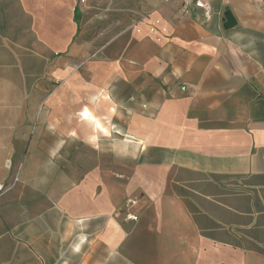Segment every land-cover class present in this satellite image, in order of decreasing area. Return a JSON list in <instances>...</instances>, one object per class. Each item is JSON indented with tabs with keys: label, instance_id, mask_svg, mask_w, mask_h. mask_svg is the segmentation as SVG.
Segmentation results:
<instances>
[{
	"label": "crops",
	"instance_id": "1",
	"mask_svg": "<svg viewBox=\"0 0 264 264\" xmlns=\"http://www.w3.org/2000/svg\"><path fill=\"white\" fill-rule=\"evenodd\" d=\"M207 1L0 0V264H264V0Z\"/></svg>",
	"mask_w": 264,
	"mask_h": 264
},
{
	"label": "built area",
	"instance_id": "2",
	"mask_svg": "<svg viewBox=\"0 0 264 264\" xmlns=\"http://www.w3.org/2000/svg\"><path fill=\"white\" fill-rule=\"evenodd\" d=\"M164 1H168V0H164ZM198 8L201 10L202 20L208 21L211 18L212 10L207 0H182V3L179 7V11L181 15L189 16L193 14L195 10ZM3 189H4V185L0 184V193L2 192ZM129 203L133 205L134 201L130 200ZM136 217L137 215L135 214L129 215V218L132 220H135Z\"/></svg>",
	"mask_w": 264,
	"mask_h": 264
},
{
	"label": "rangeland",
	"instance_id": "3",
	"mask_svg": "<svg viewBox=\"0 0 264 264\" xmlns=\"http://www.w3.org/2000/svg\"><path fill=\"white\" fill-rule=\"evenodd\" d=\"M125 1H118V2H113V5H116L118 8H121V7H123V6H125ZM102 4H103V6H102V11H104V12H108V11H110V5L112 4V2H110V1H105V2H102ZM107 8H109V10L107 9ZM112 14H116V12L115 11H112L111 12ZM119 14H120V16H121V14H122V12H118ZM119 16V17H120ZM104 19L103 20H105L106 22H108L109 21V19L108 18H105V17H103ZM114 18V17H113ZM106 22H104L103 23V25H99V27L101 28V27H103L104 26V24L106 23ZM85 112H87V113H89L90 115L88 116V118H85V116H84V113ZM82 117H83V119L85 120V121H87V122H89L90 124H91V126H92V128L93 129H97V128H99L100 130H102V131H104V132H106V129H102L101 127H100V123H99V120L96 118V116L93 114V112H91V111H89V110H85V111H83L82 112ZM128 201H130V200H128Z\"/></svg>",
	"mask_w": 264,
	"mask_h": 264
},
{
	"label": "water",
	"instance_id": "4",
	"mask_svg": "<svg viewBox=\"0 0 264 264\" xmlns=\"http://www.w3.org/2000/svg\"><path fill=\"white\" fill-rule=\"evenodd\" d=\"M222 22H223V27L225 29H228V28L235 25V19L232 16V14L230 13V11L227 9L223 13Z\"/></svg>",
	"mask_w": 264,
	"mask_h": 264
},
{
	"label": "snow or ice",
	"instance_id": "5",
	"mask_svg": "<svg viewBox=\"0 0 264 264\" xmlns=\"http://www.w3.org/2000/svg\"><path fill=\"white\" fill-rule=\"evenodd\" d=\"M89 115H90V114L87 113V112L84 113L85 118H88Z\"/></svg>",
	"mask_w": 264,
	"mask_h": 264
},
{
	"label": "clouds",
	"instance_id": "6",
	"mask_svg": "<svg viewBox=\"0 0 264 264\" xmlns=\"http://www.w3.org/2000/svg\"><path fill=\"white\" fill-rule=\"evenodd\" d=\"M52 155H53V156H55V155H56V153H55V152H53V153H52Z\"/></svg>",
	"mask_w": 264,
	"mask_h": 264
},
{
	"label": "bare ground",
	"instance_id": "7",
	"mask_svg": "<svg viewBox=\"0 0 264 264\" xmlns=\"http://www.w3.org/2000/svg\"><path fill=\"white\" fill-rule=\"evenodd\" d=\"M100 127H101L102 129H104L101 125H100Z\"/></svg>",
	"mask_w": 264,
	"mask_h": 264
},
{
	"label": "trees",
	"instance_id": "8",
	"mask_svg": "<svg viewBox=\"0 0 264 264\" xmlns=\"http://www.w3.org/2000/svg\"><path fill=\"white\" fill-rule=\"evenodd\" d=\"M76 19H77V15H76Z\"/></svg>",
	"mask_w": 264,
	"mask_h": 264
}]
</instances>
